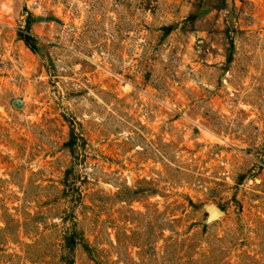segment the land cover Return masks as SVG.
Listing matches in <instances>:
<instances>
[{"label":"rangeland","instance_id":"1","mask_svg":"<svg viewBox=\"0 0 264 264\" xmlns=\"http://www.w3.org/2000/svg\"><path fill=\"white\" fill-rule=\"evenodd\" d=\"M0 264H264V0H0Z\"/></svg>","mask_w":264,"mask_h":264}]
</instances>
